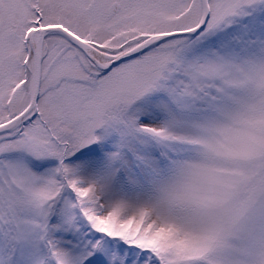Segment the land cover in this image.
I'll list each match as a JSON object with an SVG mask.
<instances>
[{
	"label": "snow or ice",
	"instance_id": "snow-or-ice-1",
	"mask_svg": "<svg viewBox=\"0 0 264 264\" xmlns=\"http://www.w3.org/2000/svg\"><path fill=\"white\" fill-rule=\"evenodd\" d=\"M0 264H264V0H0Z\"/></svg>",
	"mask_w": 264,
	"mask_h": 264
}]
</instances>
